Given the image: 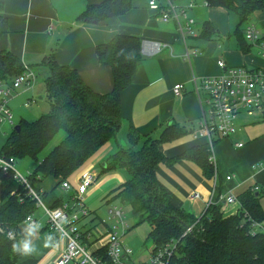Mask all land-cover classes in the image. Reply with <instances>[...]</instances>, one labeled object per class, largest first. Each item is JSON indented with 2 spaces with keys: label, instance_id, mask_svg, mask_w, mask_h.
<instances>
[{
  "label": "crops",
  "instance_id": "0c3cea01",
  "mask_svg": "<svg viewBox=\"0 0 264 264\" xmlns=\"http://www.w3.org/2000/svg\"><path fill=\"white\" fill-rule=\"evenodd\" d=\"M103 1L0 0V51L14 53L24 65L36 71L37 75L40 70L43 77L47 70L41 64L45 58L54 54L59 65L76 70L94 92L105 95L113 90L114 81L111 69L100 64L97 47L111 42L118 35L139 37L142 41L143 59L132 83L121 96V113L124 120L120 130L122 136L120 137L119 132L116 139L111 140L99 151L96 159L99 162L105 161L102 162L104 166L111 155L120 148H126L129 127H133L140 135L156 138L166 127L174 124L185 129V135L160 145V151L169 160L181 157L193 147L205 145V139L195 137V131L205 109L206 95L200 92L199 98L194 80L200 83L204 78L221 74L218 67V61L221 59L229 67L263 71L264 59L252 55L255 48L244 54L235 33L224 34L221 31L218 21L221 16H226L228 11L219 7L206 8L205 0H196L194 8L187 11L188 16L195 21L194 35H189L186 31L182 33L180 27L185 25L183 17L180 16V23L174 18L164 22L161 14L150 10L145 0H134L133 8L129 12L97 25L78 22L77 19L88 6L98 5ZM177 4L184 5L186 1H178ZM177 12L180 14V9H177ZM206 22H210L215 28L217 37H203ZM145 42L159 43L165 48L159 54L149 56L143 52ZM186 48L190 52H197L196 55L191 54L190 60L185 57ZM178 84L184 86L180 97L175 96L173 92L174 86ZM37 85L38 79L33 89L20 91L11 101L28 95L26 101L29 102ZM45 95V85H42L38 99L45 100ZM248 125H251L249 119L240 118L238 127L241 130L231 138L217 142V187L214 177L208 179L202 169L190 160L181 159L157 166L158 180L169 193L174 206L200 218L211 202L222 203L224 214L230 216L237 213V206L228 205L225 200L220 199L229 191L238 196L250 187H257L264 196V135L259 136L253 132L243 134ZM239 142L244 143L241 149L236 147ZM96 164L97 162H94V165ZM119 171L126 173L127 181L128 173L125 170ZM229 175H234L235 178L226 182L225 178ZM45 183V180L32 181L31 185L41 193L51 192V187H46ZM115 185L117 184L108 187ZM58 190L61 191V187ZM71 195L72 193L64 194L62 191L59 196L69 199ZM194 195L199 197L193 198ZM46 228L47 226L42 227L39 233L32 230L29 236V229L23 224L20 226V232L17 234L19 246L22 248V242L27 239L36 248V252L32 256H24L25 259H34L38 260L39 264H46L59 257L61 246L51 247L50 230L46 231ZM45 233L48 235V241L41 235ZM46 242L48 246H45Z\"/></svg>",
  "mask_w": 264,
  "mask_h": 264
},
{
  "label": "trees",
  "instance_id": "16d2710c",
  "mask_svg": "<svg viewBox=\"0 0 264 264\" xmlns=\"http://www.w3.org/2000/svg\"><path fill=\"white\" fill-rule=\"evenodd\" d=\"M133 1L104 0L101 4L88 6L77 20L82 24H100L129 12ZM205 1L211 7L236 13L240 17V26L255 12L264 10V0ZM202 35L211 39L217 37V32L210 22H206ZM234 35L242 52H251L254 47L247 42L244 32L238 28ZM141 47L139 37L127 35H118L97 47L100 64L109 67L113 75V90L105 95L94 92L76 70L59 65L54 54L41 64L47 70L45 98L50 102L51 111L32 122L21 119L20 130H13L0 156L16 161L26 158L36 161L38 165L32 173V181L42 182L48 177L59 180L54 190L42 192L47 207L55 209L67 201L68 198L57 196L55 191L63 181L70 183L75 173L116 139L122 129L121 96L132 83L143 59ZM23 72L24 64L17 55L0 51V81L11 82ZM61 131L65 132V138L41 160L39 156ZM185 134L186 130L177 124L166 127L157 138L140 135L129 127L128 146L111 155L102 171L125 170L129 178L113 189L105 201L110 204L119 200L131 206L134 213L142 215V222L151 227L152 253L174 243L176 248L170 264H264V233L251 234L243 211L227 216L222 203H217L196 218L174 206L169 193L159 182L157 166L181 159L194 162L208 179H213L215 170L206 142L174 160L167 159L160 151L161 144ZM0 187V264H39L38 260L21 256L18 239L12 241L7 236L8 232L18 234L25 219L37 213V202L27 195L25 187L12 172L0 173ZM262 195L250 187L237 196L244 211L258 222H264ZM189 227H193L192 231L184 236ZM14 243L17 244L15 253L12 251Z\"/></svg>",
  "mask_w": 264,
  "mask_h": 264
},
{
  "label": "built area",
  "instance_id": "2783aa9c",
  "mask_svg": "<svg viewBox=\"0 0 264 264\" xmlns=\"http://www.w3.org/2000/svg\"><path fill=\"white\" fill-rule=\"evenodd\" d=\"M148 8L161 14L164 22L171 18L179 22L180 16L185 19V25L180 27L189 35H194L193 26L195 21L188 16L189 10L193 9L196 0H145ZM186 1V4L179 5L177 2ZM206 7L208 2L204 1ZM180 9V14L177 12ZM180 23V22H179ZM181 26V25H180ZM244 35L257 51L258 55L264 59V35L261 34L255 23H247ZM165 46L155 42H145L143 52L153 56L159 54ZM191 54L196 55V50L190 52L186 48L185 57L190 60ZM221 74L207 77L197 83L194 80L196 93L200 98V92H204L205 109L199 121V127L195 131V137L203 138L209 147L210 162L214 167L215 186L218 183L217 160L214 154L215 138L219 140L229 139L241 128L238 127L240 118L245 117L254 124L264 122V71L251 70L246 67H229L224 60L218 61ZM38 79L36 71L24 65V72L11 82L0 81V127L8 124L15 127L14 115L10 108V101L22 90H31ZM184 86L175 85L173 92L180 97L183 94ZM29 103H26L27 107ZM241 149L243 142L236 144ZM16 160L0 156V173H13L18 182L23 185L27 195L37 202L38 210H42L47 217L46 226L50 230V242L53 246H61V252L57 259L48 261L46 264H170V259L175 250L174 243H170L163 249L152 253L150 259L144 263L133 260L132 249L125 244L124 238L128 233V223L125 209L122 205L110 203L109 221H102L107 232L102 235L96 233L94 228L84 222L92 213L85 205L84 197L88 189L93 185L92 181L86 177H81L76 189L68 181H63L61 189L64 193H72L69 199L62 206L51 209L42 200V193L36 191L32 185V174L28 178L22 176L15 169ZM257 168V165L255 166ZM235 178L234 175L227 176L226 182ZM259 191V188H254ZM194 195L193 198H198ZM228 205H236L237 213L243 211L244 218L252 235L264 233V222L255 221L246 211H244L237 196L233 191H229L225 196L220 197ZM214 205V203H210ZM207 207V208H208ZM205 213V212H204ZM23 225L35 230L41 223L35 219V215L28 216ZM193 227L187 228L184 236L192 231ZM10 240H17L18 236L14 232H8ZM58 240V241H57ZM102 242L101 248L92 251L91 248Z\"/></svg>",
  "mask_w": 264,
  "mask_h": 264
},
{
  "label": "rangeland",
  "instance_id": "374dc122",
  "mask_svg": "<svg viewBox=\"0 0 264 264\" xmlns=\"http://www.w3.org/2000/svg\"><path fill=\"white\" fill-rule=\"evenodd\" d=\"M218 22L221 25L220 28L224 34H229V33L234 34L236 32V29L238 28L241 32H244L247 23H255L258 26L261 34H264V10L255 12L248 20V22L241 26H240V17L233 12H227L226 16H221ZM252 55L255 57H260L258 55L257 50H253ZM43 80H44L43 74L40 70H38V85L34 89L33 91L34 93L32 92L33 97L31 98L29 96L31 100H29V102L26 101L28 96L26 95L20 97L14 102L10 101L11 103L10 106L12 108V112L14 115L15 126L19 125L21 119L32 122L38 120L42 115H46L51 111V107H50L51 105L47 98H45V100L43 101H40L38 99V94H40V88L42 87V85H44ZM25 102L29 103L28 107L23 105ZM250 122L251 125H248L244 128L243 134H248L253 132L256 135L263 136L264 122H260L256 124H252L253 122L251 120ZM14 128L15 127L10 126L8 124H5L0 127V153L2 151L3 145L12 135ZM65 135H66L65 132L61 131L51 142V144L43 151V153L39 156V158L42 160L46 155H48L51 152V150L65 138ZM121 136L122 134L120 132V137ZM215 142L216 143L214 147V154L216 155V151H217L216 144L218 142L217 138H215ZM96 158L97 156L93 160H90L88 163H86L83 167H81L75 173V175L70 179V182L72 187L76 189L77 186L79 185V180L81 177H86L92 181L93 185L88 189L84 197L85 205L89 208L92 214L84 222L89 223L90 221H92V223L88 224V226L94 228L96 233L104 235L107 232V228L105 225L102 224L101 220L107 222L108 224L110 223L109 209L111 207V205L105 201V198L113 189L119 186L118 184H122L123 182H125L127 177L125 178L126 173L123 171L102 173L103 163L105 161H102L103 162L102 163L99 162L98 159ZM94 162H97V164L94 165ZM37 165L38 164L36 163V161L30 158H26L22 160H17L15 163V169L22 176L28 178L29 175L32 174L33 171L36 169ZM44 180L46 182L45 186L51 187V190H54L59 183V181L53 177H48ZM114 183H116L117 185H115L112 188L108 187ZM61 193L62 190L61 191H59L58 189L56 190L57 196H59ZM114 204L122 205L125 209L127 216V223H128V233L126 235V238H124V242L132 249L133 260L141 263L148 261L152 255V250L154 247L152 240L149 239V234L151 232L150 225L147 222H142V215L134 213L131 206L127 204H123L119 200L115 201ZM261 204L264 208V196L261 199ZM35 219L41 223V226L35 229L39 233L41 228L46 226L47 217L45 216L44 212L40 209L36 213ZM41 235L45 241H48L47 233ZM41 243L42 242H40V244ZM40 244L37 245V248L40 246ZM52 245L53 244H51V247L54 248L55 246ZM101 246H102V242H99L95 246H93L91 250L96 251L98 248H101Z\"/></svg>",
  "mask_w": 264,
  "mask_h": 264
},
{
  "label": "clouds",
  "instance_id": "9594fccd",
  "mask_svg": "<svg viewBox=\"0 0 264 264\" xmlns=\"http://www.w3.org/2000/svg\"><path fill=\"white\" fill-rule=\"evenodd\" d=\"M31 234H32V229L29 228L28 235L30 236ZM45 246H48L47 242ZM12 251L14 253L17 252V244L14 243L12 245ZM35 252H36V248L34 245H32L30 240L26 239L22 242V251L19 253L21 256H32Z\"/></svg>",
  "mask_w": 264,
  "mask_h": 264
},
{
  "label": "water",
  "instance_id": "95a60500",
  "mask_svg": "<svg viewBox=\"0 0 264 264\" xmlns=\"http://www.w3.org/2000/svg\"><path fill=\"white\" fill-rule=\"evenodd\" d=\"M14 130L18 132L20 130V125L15 126ZM104 166H106V164H104ZM256 196H258V193H256Z\"/></svg>",
  "mask_w": 264,
  "mask_h": 264
}]
</instances>
